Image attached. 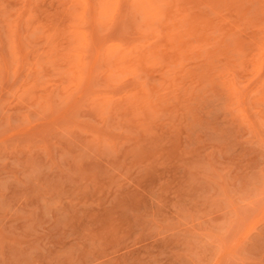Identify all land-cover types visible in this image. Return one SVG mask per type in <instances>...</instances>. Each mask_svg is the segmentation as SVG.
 Listing matches in <instances>:
<instances>
[{
    "label": "rangeland",
    "instance_id": "374dc122",
    "mask_svg": "<svg viewBox=\"0 0 264 264\" xmlns=\"http://www.w3.org/2000/svg\"><path fill=\"white\" fill-rule=\"evenodd\" d=\"M252 242L264 0H0L10 261L186 264L204 244L213 262Z\"/></svg>",
    "mask_w": 264,
    "mask_h": 264
},
{
    "label": "crops",
    "instance_id": "0c3cea01",
    "mask_svg": "<svg viewBox=\"0 0 264 264\" xmlns=\"http://www.w3.org/2000/svg\"><path fill=\"white\" fill-rule=\"evenodd\" d=\"M261 235V233H258ZM254 238V237H252ZM241 251L240 258L233 259H226V258H216L213 257L211 262L210 252L207 248L204 247V244L199 247L190 248L186 252V264H216L215 261L218 260L217 264H264V247H258L253 244V242L243 248H239ZM0 264H50L48 261L44 262H33V261H24L20 262L21 260L17 261H10L9 257L5 252L0 250Z\"/></svg>",
    "mask_w": 264,
    "mask_h": 264
}]
</instances>
